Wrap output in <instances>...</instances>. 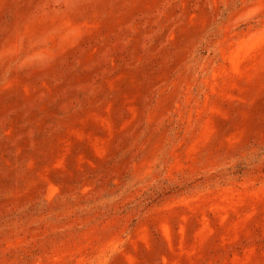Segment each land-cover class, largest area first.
I'll return each instance as SVG.
<instances>
[{
  "label": "rangeland",
  "instance_id": "374dc122",
  "mask_svg": "<svg viewBox=\"0 0 264 264\" xmlns=\"http://www.w3.org/2000/svg\"><path fill=\"white\" fill-rule=\"evenodd\" d=\"M0 264H264V0H0Z\"/></svg>",
  "mask_w": 264,
  "mask_h": 264
}]
</instances>
